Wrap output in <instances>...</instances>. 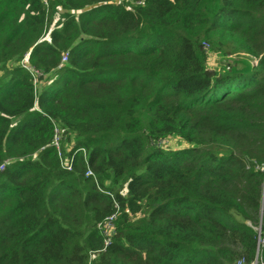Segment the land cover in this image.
<instances>
[{"label": "trees", "instance_id": "trees-1", "mask_svg": "<svg viewBox=\"0 0 264 264\" xmlns=\"http://www.w3.org/2000/svg\"><path fill=\"white\" fill-rule=\"evenodd\" d=\"M47 5L0 0V264L264 262V0Z\"/></svg>", "mask_w": 264, "mask_h": 264}, {"label": "built area", "instance_id": "built-area-1", "mask_svg": "<svg viewBox=\"0 0 264 264\" xmlns=\"http://www.w3.org/2000/svg\"><path fill=\"white\" fill-rule=\"evenodd\" d=\"M44 5L47 6L48 0H40ZM27 54L24 55V58L26 57ZM67 53H64L61 57L60 65L66 61ZM20 65L25 68L32 76L33 78V84L34 86L36 85L37 81L39 78L42 76L43 72L37 69H33L30 66L26 65L24 59L21 60ZM58 132L57 129H55V134L52 140V145H54L57 149L59 147V140H58ZM84 153V151H83ZM58 156L60 158V165L62 168L66 170H70L71 164H72V156H70L67 160H64L62 158V155L58 152ZM1 168V166H0ZM257 169L262 173V182H261V204H264V164L260 165L257 167ZM86 175H90L91 172L87 169L85 172ZM111 196V195H110ZM116 206V205H115ZM115 215H111L106 217L102 222H100L97 225V228L100 230L102 234L105 236V245L107 244L108 237L112 234L113 232V219ZM257 230V254H259L260 249L264 247V231L262 232L260 228L256 229ZM260 236L262 238H260ZM260 264H264V262L260 261Z\"/></svg>", "mask_w": 264, "mask_h": 264}, {"label": "rangeland", "instance_id": "rangeland-1", "mask_svg": "<svg viewBox=\"0 0 264 264\" xmlns=\"http://www.w3.org/2000/svg\"><path fill=\"white\" fill-rule=\"evenodd\" d=\"M115 1H120V0H115ZM47 7H48V5H47ZM58 15H59V13H55L52 21L47 23V26L45 29L46 32H45L44 36H46L47 33L50 31V29H52L54 27V23L58 20ZM203 45H204V48L206 51L205 64L208 68L221 69V68L232 67V66L239 67V66H244L245 62L248 63V61H249L245 56L240 55V54H230V55L221 56L217 53H212L209 51L208 46L205 43ZM46 76H47L46 73L42 74V76L37 81L35 87L38 88L43 83V80H44V78H46ZM164 144L167 145L168 147H173V148L178 147V145H182V144L178 143L175 139H169V140L165 141ZM260 238H262V237L260 236ZM263 249H264V247H262L260 249V252ZM93 257H94V254L89 252L87 264L91 263ZM259 259L260 258L257 259V262H259Z\"/></svg>", "mask_w": 264, "mask_h": 264}]
</instances>
